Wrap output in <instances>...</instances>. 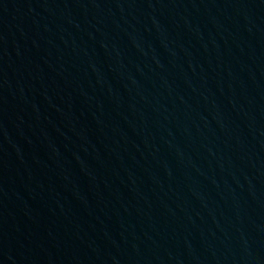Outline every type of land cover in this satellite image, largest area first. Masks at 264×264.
<instances>
[{
	"label": "water",
	"instance_id": "obj_1",
	"mask_svg": "<svg viewBox=\"0 0 264 264\" xmlns=\"http://www.w3.org/2000/svg\"><path fill=\"white\" fill-rule=\"evenodd\" d=\"M0 264H264V0H0Z\"/></svg>",
	"mask_w": 264,
	"mask_h": 264
}]
</instances>
